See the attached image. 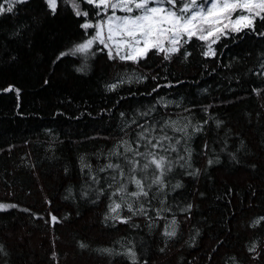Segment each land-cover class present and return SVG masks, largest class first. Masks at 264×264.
Returning <instances> with one entry per match:
<instances>
[{"label": "trees", "instance_id": "obj_1", "mask_svg": "<svg viewBox=\"0 0 264 264\" xmlns=\"http://www.w3.org/2000/svg\"><path fill=\"white\" fill-rule=\"evenodd\" d=\"M105 14L0 11V264H264V11L134 59Z\"/></svg>", "mask_w": 264, "mask_h": 264}, {"label": "rangeland", "instance_id": "obj_2", "mask_svg": "<svg viewBox=\"0 0 264 264\" xmlns=\"http://www.w3.org/2000/svg\"><path fill=\"white\" fill-rule=\"evenodd\" d=\"M23 0H0L4 3ZM106 11L96 24V39L123 59L145 55L153 47L174 52L183 39L196 35L212 40L219 35L251 24L264 11V0H183L180 13L176 0H88ZM55 9L57 0H48ZM237 6L240 13L231 14ZM90 24H88L89 26Z\"/></svg>", "mask_w": 264, "mask_h": 264}]
</instances>
